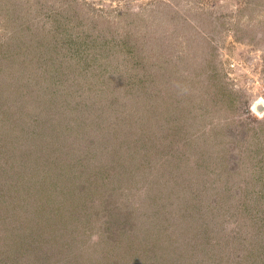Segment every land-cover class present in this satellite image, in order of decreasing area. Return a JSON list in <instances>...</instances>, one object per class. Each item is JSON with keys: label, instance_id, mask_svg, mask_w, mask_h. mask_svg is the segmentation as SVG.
I'll use <instances>...</instances> for the list:
<instances>
[{"label": "rangeland", "instance_id": "obj_1", "mask_svg": "<svg viewBox=\"0 0 264 264\" xmlns=\"http://www.w3.org/2000/svg\"><path fill=\"white\" fill-rule=\"evenodd\" d=\"M15 1L0 102L35 94L0 134V253L11 238L23 264H264V184L232 133L264 119V3ZM60 205L69 232L46 233L34 215Z\"/></svg>", "mask_w": 264, "mask_h": 264}, {"label": "trees", "instance_id": "obj_2", "mask_svg": "<svg viewBox=\"0 0 264 264\" xmlns=\"http://www.w3.org/2000/svg\"><path fill=\"white\" fill-rule=\"evenodd\" d=\"M260 2H261V0L260 1L259 0H241V3L243 5L240 9V13L243 14L244 11H247L250 8H253L254 10L260 8L261 4L264 3V0H263V2H261V3ZM16 6H17V3L15 0H4V6H3L4 9L3 10L6 13V15L9 16L11 9L13 7L15 9ZM16 10H18V9L16 8ZM13 18H16V17H13ZM85 38H88V36ZM155 42H158V40L157 39L152 40V43H151L152 45L148 43V45L150 46V53H151V56H153V54H155L154 60L161 62L166 58V57L158 56V52H160V50L163 49V46L157 47L156 45H154ZM32 44H34V43H32ZM87 45H88V43H87ZM7 46H8L7 40H4V38H2L0 36V60H2V63H5L7 60L6 58L9 57V54L7 53L8 51L5 50V48ZM31 46H34V45H31ZM116 46L120 47V43H118V45H116ZM188 47L190 49L192 48L190 46H188ZM121 48L124 49V46L121 45ZM83 50H85V48L82 49V52H83ZM124 51H125V53L129 52V50H124ZM96 53L97 52H95L94 56H96ZM132 53H133V50H132ZM128 55H130V54H128ZM180 55L181 54H179V57H180ZM167 58L165 59V61L167 60ZM8 60H9V58H8ZM13 60L15 63L18 62V60L16 61L15 58ZM85 60H86V58H85ZM9 74L10 75L17 74V71L13 70V72L11 71V72H9ZM19 80H20L19 82L23 81L21 78ZM18 83H17L16 87H18ZM8 85H9V81L3 82V84L1 85V87L3 88V91L4 90L6 91L8 89V87H9ZM24 90L25 89H21L20 92L15 91L14 95H17V97H15L14 99L3 98V100L0 102V134L1 135L4 134V128L6 126H8V129H10L9 127H11V124L17 125L16 122L19 123L20 120H22L23 112H24V110H26L28 108V105H29L28 102L34 100L33 95L35 93L27 94V92H24ZM152 90H153L152 96L157 98L158 92H159L158 87L156 88L155 86H153ZM21 93L23 95H21ZM0 99H1V96H0ZM158 101H159V103H161L159 99H158ZM2 107H4V108L2 109ZM149 107L153 108V105L149 106ZM246 118H245V120L242 118L243 121L241 123H239V125L241 126L240 130L232 131L233 135L236 138L239 136V133L243 134L242 138H243L244 142L240 145V150L238 151L240 154L238 156H240V159H241V157H244V156L252 158V163H253V165H255L252 167V171H253V173L256 172V173L260 174V177L262 178L263 184H264V149H262V147L260 146L261 142L264 141V119L253 120L249 117V115ZM17 127H18V125H17ZM20 141H22V142H17V143L18 144L19 143L24 144L26 142V140H20ZM11 146L13 149L18 148V146H16L15 144H11ZM2 147L3 146H0V149ZM246 148H248V149H246ZM9 152H11V151L8 149L5 151L6 154ZM257 179L259 180L260 178L257 177ZM40 185L41 184L39 183V181L37 183L33 182V184L30 185L28 188L36 189L37 187H41ZM259 191L261 192L260 188H259ZM253 199H255V198H253ZM248 201H250V198L247 199L246 201H244V203L248 202ZM61 211H62V207L60 205V206H58V211L55 210L54 208L53 209L51 208V210L49 212H52V213L50 214L49 218L44 219L47 216V214L46 215L35 214L34 216H36V218H40V220H37L40 223L44 222V224H40V226H41V229H43L45 232L47 230V228H45L46 227L45 222L47 223L48 221L52 220L53 226L55 225V227H56V228H53V229H55V230H53V232L56 231L59 233L60 232L61 233H63V232L68 233L69 232L68 230L70 228V225L68 224L69 218L66 217L65 220L63 221V219H62L63 217H61V215H60ZM64 211H65V208H64ZM57 215H59V217L56 218ZM257 215L255 217L256 219L255 218L253 219V220H255V224L260 223V213ZM113 222H114V219L110 220V219H108V217H105V223L108 224L107 228H108V226L110 228L111 224H113ZM115 222H116V224H121L120 220L117 221V219H116ZM263 225H264V221H263ZM19 226H20V224H19ZM22 227H23V224H22ZM118 228H119V226H118ZM120 228H124V226L121 224ZM10 231H13L14 233H16V230H14V229L10 228ZM249 232H251V240H250L249 244H250V248L252 250L250 255L251 256L254 254L256 255L257 254L256 252H259L260 255L263 256L264 255V243H263V238H262L264 236L263 228L261 229V226H260V228H258L257 231H255V230L253 231V229L250 228ZM30 233H32V232L30 231ZM59 233H57V234H59ZM45 237H48V235L45 234ZM59 238L62 239L63 237L59 236ZM254 242H256V243H254ZM2 244L3 245L6 244L5 245L6 248L2 247L4 249L0 253V258H1L0 264H23L27 260L26 255L25 254L23 255L22 253L19 252L20 250H23V248H24L23 244L21 242L17 243V240H14V239L12 240L10 238V241L8 243H6V240H4V242ZM9 246L12 248V251L7 250ZM255 259L253 260V264L255 262Z\"/></svg>", "mask_w": 264, "mask_h": 264}]
</instances>
